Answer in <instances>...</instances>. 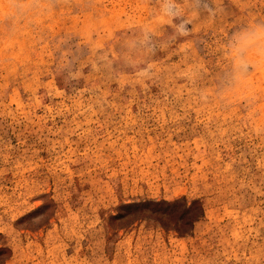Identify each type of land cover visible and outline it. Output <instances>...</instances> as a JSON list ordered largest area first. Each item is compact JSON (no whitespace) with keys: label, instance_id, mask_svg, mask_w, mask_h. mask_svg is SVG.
Instances as JSON below:
<instances>
[{"label":"rangeland","instance_id":"374dc122","mask_svg":"<svg viewBox=\"0 0 264 264\" xmlns=\"http://www.w3.org/2000/svg\"><path fill=\"white\" fill-rule=\"evenodd\" d=\"M148 3L0 0V264H264V69L202 98L208 29L201 79L137 84L114 57Z\"/></svg>","mask_w":264,"mask_h":264},{"label":"clouds","instance_id":"9594fccd","mask_svg":"<svg viewBox=\"0 0 264 264\" xmlns=\"http://www.w3.org/2000/svg\"><path fill=\"white\" fill-rule=\"evenodd\" d=\"M145 21L124 41L123 59L134 71L137 84L153 81L158 74L179 72L195 82L207 73L206 62L196 44L208 47L201 33H216L212 51L219 73L202 98L215 94L227 98L249 90L253 72L264 69V15H245L225 28L218 22L228 14L223 0H149ZM175 49L181 52L179 65L165 66L155 57Z\"/></svg>","mask_w":264,"mask_h":264}]
</instances>
